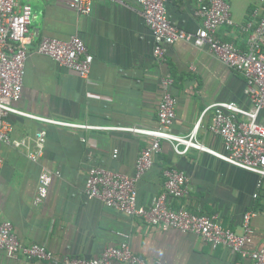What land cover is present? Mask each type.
Returning <instances> with one entry per match:
<instances>
[{"label":"crops","instance_id":"1","mask_svg":"<svg viewBox=\"0 0 264 264\" xmlns=\"http://www.w3.org/2000/svg\"><path fill=\"white\" fill-rule=\"evenodd\" d=\"M29 3L30 52L25 61L21 99L15 108L44 118L93 127L157 126L161 79L168 75L177 100L171 131L187 135L200 119L198 139L204 147L223 152L221 137L209 131L216 103L250 104L243 78L220 63L206 48L178 42L166 47L163 64L153 58V38L141 16L137 0H93L89 15H79L68 0H16ZM235 24L248 12L262 8L261 0H230ZM195 0H171L167 15L178 28L194 33L201 27ZM218 37L245 47L246 36L224 27ZM78 36L93 56L88 78L33 51L43 38L69 40ZM205 112V113H204ZM1 119V117H0ZM264 121V109L259 114ZM6 122L12 139L46 133L44 153L31 162L25 149L0 143V223L10 222L26 244H38L58 256L96 258L106 246H117L126 236L132 252L163 264H251L231 249H212L200 237L174 229L161 230L139 218L127 217L98 200H87L84 184L93 166L134 175L139 153L150 139L123 130H83L46 123L15 114ZM34 143H29L33 150ZM43 167L58 169L46 200L34 205L38 177ZM177 169L188 178L184 198L169 200L206 214H217L223 228L240 233L242 216L255 212L254 249L264 237V178L232 166L206 152L189 149L177 155L167 142L154 156L150 170L138 181L137 201L149 206L163 192V171ZM0 264H46L9 257L0 250Z\"/></svg>","mask_w":264,"mask_h":264},{"label":"built area","instance_id":"2","mask_svg":"<svg viewBox=\"0 0 264 264\" xmlns=\"http://www.w3.org/2000/svg\"><path fill=\"white\" fill-rule=\"evenodd\" d=\"M137 1L143 21L152 35L153 58L158 64L165 61L166 47L184 42L199 49L206 48L220 63L243 78L249 109H243L234 103H216L205 111L213 110L209 131L221 137L223 152L213 151L201 144L198 139L200 119L189 134L172 133L177 100L172 96L173 81L168 75L161 79L157 126L154 129L78 125L36 117L15 108L14 103L22 96L25 61L30 52L31 35L28 27L32 13L29 3L18 4L16 0H0V143L15 149H25L27 158L34 163L44 153L46 133L37 131L31 138L12 139L11 127L6 122L9 114L83 130H123L148 137L150 143L139 153L134 175L98 166L90 167L84 184L85 198L89 201L98 200L107 208L127 217L139 218L161 230L174 229L184 234L196 235L212 249L218 246L228 247L242 258L249 259L251 264H264V237L256 248H250L255 237L252 225L257 216L255 212L243 214L241 232L236 233L223 228L217 214L198 213L184 205L172 207L168 199H181L188 193V178L177 169L163 171V192L147 207L138 204L136 188L138 181L151 169L154 156L161 151L162 142L169 143L177 155H183L189 149L206 152L264 178V121L259 120V114L264 109V0H261L262 8L251 9L240 24L233 21L230 0H195L198 7L196 15L201 20V27L194 33L186 32L170 21L166 6L171 0ZM92 2L93 0H68L66 4L77 14L85 16L91 12ZM224 27H235L246 36L244 49L218 37V31ZM33 51L49 56L83 79L90 74L93 56L87 52L78 36L69 40L43 38ZM30 142L34 143L33 150L29 149ZM2 163L0 155V166ZM59 176L58 169L42 168L34 205L46 200L53 180ZM124 237L119 245L104 247L96 258L78 259L58 256L38 244H26L18 239L10 222L0 223V250L9 257H23L46 264H163L161 260L147 261L134 254L126 241L127 237Z\"/></svg>","mask_w":264,"mask_h":264}]
</instances>
